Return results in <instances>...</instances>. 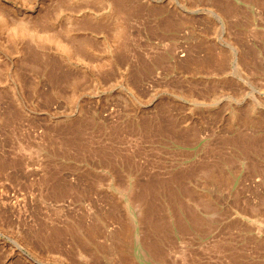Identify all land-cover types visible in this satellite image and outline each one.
I'll use <instances>...</instances> for the list:
<instances>
[{
  "label": "rangeland",
  "instance_id": "obj_1",
  "mask_svg": "<svg viewBox=\"0 0 264 264\" xmlns=\"http://www.w3.org/2000/svg\"><path fill=\"white\" fill-rule=\"evenodd\" d=\"M39 1L91 51L0 30V264H264V0Z\"/></svg>",
  "mask_w": 264,
  "mask_h": 264
},
{
  "label": "bare ground",
  "instance_id": "obj_2",
  "mask_svg": "<svg viewBox=\"0 0 264 264\" xmlns=\"http://www.w3.org/2000/svg\"><path fill=\"white\" fill-rule=\"evenodd\" d=\"M83 1H85V0H82V2ZM88 1L90 2V0H88ZM115 1H122V0H115ZM94 2H96L97 4H99L101 6V9H100L101 12L95 11V9L93 10L94 11L93 12L91 7H90L92 4L89 7L86 5L87 8H85L84 7L85 5H84L83 6L84 8L81 7V9L79 11L82 12L83 14L86 12V13L90 14V16H95V17L103 16V18L101 19L103 21H99L97 26L100 25L102 28L105 27L104 29H106V28L109 29L110 24L104 25V20L107 17L112 19L111 16L114 15L115 11H116V6H115L116 3L114 2V0H94ZM37 3H38V5L36 8H40L43 4H45V1L41 0ZM94 5L95 4H93V7H94ZM224 5H222V6H224ZM227 6L225 5V7L227 8L226 11L231 12L230 6L229 5H227ZM226 8H224V10L222 11L223 14H225V16H223V14L220 13V15L217 16L218 18L222 19V17H227L228 15H230V14L224 13ZM20 15H21L20 18L17 17L18 21H20V22H17V21H13L12 18H11V20H9V17L4 12L0 11V30L2 31L3 34H4V31H8L14 37L15 36L20 37V38L36 37L39 39L44 38V39H47L51 44H54L63 53H67V54H71L72 51H74V50H75L74 52L77 51L78 53H81V52L85 53V52L91 51L90 48H88L83 43L78 42L77 39L76 40L72 39V36H70V33L67 30H59V31L55 30V31H53L47 27L40 29L41 27H39V26L28 25V24H25L24 22H21L22 19L27 18V17L29 18L32 15L27 14V12L20 14ZM68 19L71 20L70 17H68ZM112 22H113L112 26L115 28V30L113 28L112 31H114L115 36L112 33L111 34L116 39H119L120 37H126L127 32H126L125 27L127 26L128 23L127 22L125 23L123 20L115 18V17H114V21H112ZM112 26H110L109 30H111ZM96 28H100V27H96ZM4 36H5V38H7V36L5 34H4ZM123 48H125V50H126L125 46H123ZM123 48H121V49H123ZM232 50H233L232 51V62H233V65L238 69L240 64L243 63L242 62L243 56L240 54V52L237 49L232 48ZM90 59H91V57H90ZM89 61L92 62L93 60H89ZM79 62H80L79 63L80 67L85 68V69L89 68V64H91L90 62L87 63V61L85 59H81V58L79 59ZM154 104H155V102L152 101V105L151 104L150 105L153 106ZM229 116H230L229 118L232 117V119H236V113L234 111H231L229 113ZM128 211H129L128 214L130 215V218H129L130 225L127 226L128 230H126V231H128V232L124 236L127 237V236H129L130 232H131V234L133 232L135 234L134 236L138 240V239H140V237H139L138 226H137V223L135 222L136 214L134 213L133 209L132 210L128 209ZM17 247L19 249V252L24 253L23 244H22V246L18 245Z\"/></svg>",
  "mask_w": 264,
  "mask_h": 264
}]
</instances>
